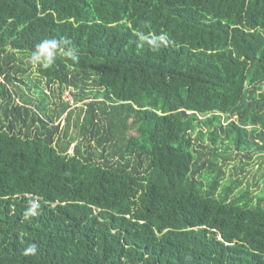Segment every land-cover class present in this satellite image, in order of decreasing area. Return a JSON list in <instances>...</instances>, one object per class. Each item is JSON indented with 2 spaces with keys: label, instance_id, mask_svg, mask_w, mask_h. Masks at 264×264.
<instances>
[{
  "label": "trees",
  "instance_id": "trees-1",
  "mask_svg": "<svg viewBox=\"0 0 264 264\" xmlns=\"http://www.w3.org/2000/svg\"><path fill=\"white\" fill-rule=\"evenodd\" d=\"M255 155L264 0H0V264H264Z\"/></svg>",
  "mask_w": 264,
  "mask_h": 264
},
{
  "label": "rangeland",
  "instance_id": "rangeland-1",
  "mask_svg": "<svg viewBox=\"0 0 264 264\" xmlns=\"http://www.w3.org/2000/svg\"><path fill=\"white\" fill-rule=\"evenodd\" d=\"M28 60V58H26L25 59V61H27ZM37 68H38V61L37 60H35L33 63H32V70L33 71H37ZM34 73H36V72H34ZM25 87V86H24ZM44 87H45V89L46 90H48L47 89V87L44 85ZM50 91V90H49ZM50 93H51V91H50ZM51 97H52V100H54V101H58V99H57V97H55V96H52V94H51ZM68 97H71L70 96V94L68 93V92H65L63 95H62V98L63 99H66V98H68ZM70 99H72V98H70ZM88 99H86L85 101H87ZM82 103H84V102H82ZM80 105V104H79ZM79 108V107H78ZM75 110H77V109H75ZM77 112V111H76ZM75 116V115H74ZM61 123H62V125H63V123H64V120H61ZM206 142L208 141V140H205ZM72 149H73V147L70 149V151H72ZM263 159L259 156V155H255V157H254V159L252 160V161H250V164L249 165H247L246 167H245V173H247L246 174V176H247V178L252 182V183H254L255 181H257V180H260L261 181V184H263L264 183V181L262 180V178H261V175H262V172L261 171H259L258 172V170H259V164H260V162L262 161ZM244 161H246V160H244V159H242L241 157H236V160L235 161H233L232 163H230L227 167H226V175L229 177V174L231 173V172H233V170H234V166L235 165H238V167H240L239 165L241 164V162H244ZM263 168H264V165H263ZM254 175H256V177H254ZM238 175H234V178H236ZM252 188H255V185L253 186L252 185Z\"/></svg>",
  "mask_w": 264,
  "mask_h": 264
},
{
  "label": "clouds",
  "instance_id": "clouds-1",
  "mask_svg": "<svg viewBox=\"0 0 264 264\" xmlns=\"http://www.w3.org/2000/svg\"><path fill=\"white\" fill-rule=\"evenodd\" d=\"M160 39H163V36H161ZM49 46H51V47H55V43H54V42H51V43H49V42H45V43L39 45V47H40V51H41L42 53H46V52H48V48H49ZM31 59H32V61L34 62L35 59H36V57L32 56ZM73 59H75V57H73ZM44 67H48V65H44ZM33 251H34L33 248H28L27 251H26V254H27V253H32Z\"/></svg>",
  "mask_w": 264,
  "mask_h": 264
}]
</instances>
